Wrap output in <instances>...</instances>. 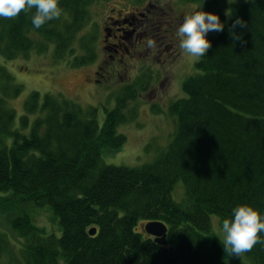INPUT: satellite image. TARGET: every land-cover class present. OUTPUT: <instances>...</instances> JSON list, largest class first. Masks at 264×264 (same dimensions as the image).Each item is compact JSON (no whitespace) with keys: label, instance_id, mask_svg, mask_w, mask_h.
Instances as JSON below:
<instances>
[{"label":"trees","instance_id":"1","mask_svg":"<svg viewBox=\"0 0 264 264\" xmlns=\"http://www.w3.org/2000/svg\"><path fill=\"white\" fill-rule=\"evenodd\" d=\"M93 1L60 0L62 14L44 32L32 26L35 9L0 18V55L11 59L42 40L55 45L58 60L85 64L95 56L96 35L78 47L74 41ZM229 11L227 20L218 13L224 31L208 38L212 46L183 83L185 96L170 105L173 139L155 161L136 168L102 164V154L119 150L126 138L116 133L127 121L119 110H106L100 124L93 109L33 92L13 128L16 113L4 102L22 89L0 64V136L10 139L0 143V208L19 242L6 264H245L224 251L211 218H229L240 204L264 213V0ZM237 17L244 21L235 29L239 40L230 35ZM79 49L87 53L79 57ZM134 96L135 90L124 95ZM178 182L182 202L172 196ZM24 205L49 207L58 232L35 226ZM149 221L167 225L168 246L137 230ZM259 235L243 254L248 264H264Z\"/></svg>","mask_w":264,"mask_h":264},{"label":"rangeland","instance_id":"2","mask_svg":"<svg viewBox=\"0 0 264 264\" xmlns=\"http://www.w3.org/2000/svg\"><path fill=\"white\" fill-rule=\"evenodd\" d=\"M105 1L96 0L91 3L88 8L87 21L85 19L83 22L84 28L74 41L76 42L75 46L78 47L79 42L83 44L92 39L91 33L94 30H101L99 43H97V48L94 49L97 56H91L93 59L83 64L82 67L70 64L73 61L72 58L66 61L55 58V45L47 46L51 43L42 40L34 42L32 50L26 53H18L10 61L5 60L0 55V63L7 68L12 77L13 87L19 85L22 89L18 95H10L6 98L4 106L15 111L13 128L17 129L19 128L20 118L25 113L24 102L35 91L41 95L48 93L61 95L72 101L82 111L95 110L100 124L103 122L106 110L108 113L119 110L118 112L126 115L127 121L117 127L116 133L122 134L126 138L119 150L102 154V164L136 168L155 161L173 139L177 129V117L170 113V105L185 96L182 92V85L196 72L195 65L197 62L193 63L179 48V41L175 34L183 15L193 9L203 7L205 11H212L217 14L225 13L227 20L230 17L229 8L233 4L250 3L253 0H150L153 5L163 8L160 13L165 18H169L164 12L168 10L167 12L173 13V18L177 20L172 26L173 31L169 33V41L173 42L172 48L176 54L174 58L169 59L168 57L166 58V60L169 59L167 62H162L157 58L158 53L156 51L154 53L153 49H149L142 58L138 56L135 60L124 59L123 68L119 69L118 74L110 70L108 76L101 73L102 77H96L94 71L102 57L99 55L102 52V29L101 27L98 28L97 22L99 21L102 24L100 18L106 15V12L108 13V9L105 11L104 5L101 6V3H105ZM110 2L111 7L116 6L118 8L122 6L125 8L129 3L137 6L143 4V2L137 0H110ZM124 2L126 4L122 5ZM171 9H173V12ZM113 15H116V13ZM48 23L39 28V31L44 32ZM217 33H208V38L215 36ZM44 47H48L47 50H42ZM86 53L87 51L78 50L79 57ZM143 58L149 61L152 66L147 65L146 69L141 68L145 65ZM158 74H161V86L157 80L158 84L155 83L153 90L149 93L145 91L140 96V88H142L140 86L143 81L156 79ZM95 78L99 80L98 84L90 82ZM128 90H135L136 96L133 100L124 97ZM160 92H164V94L159 95ZM122 101L126 102L124 106L121 105ZM35 118L36 115L30 116V123ZM1 142L10 144V139L0 136ZM172 196L176 202L184 200L185 189L182 182H178L174 187ZM21 208L28 209L35 226L43 228L47 232H58L57 221L49 207L38 208L24 205ZM219 223L218 218H211V231L222 241L223 235L219 231ZM9 226L11 225L6 218V211L0 208V232H6L5 234H7V237L0 241L3 243L0 244V264H6L11 254L18 255L19 242L16 240L17 235L11 231ZM138 230L144 233L140 225ZM5 240H7V245L4 244ZM13 242L16 243L8 246ZM238 258L241 262L244 261L245 264H248V259L244 255Z\"/></svg>","mask_w":264,"mask_h":264},{"label":"clouds","instance_id":"3","mask_svg":"<svg viewBox=\"0 0 264 264\" xmlns=\"http://www.w3.org/2000/svg\"><path fill=\"white\" fill-rule=\"evenodd\" d=\"M31 9H35L31 23L36 29L62 14L60 0H0V18H15L22 11ZM237 26H244L239 17L230 29L235 40L241 39L235 32ZM224 28L225 22L221 21L219 14L202 7L185 13L175 34L179 48L195 63L205 57L212 46L208 33L222 32ZM218 227L223 235L224 251L240 257L260 242L259 234L264 233V213L252 204H240L232 208L230 217L222 219Z\"/></svg>","mask_w":264,"mask_h":264},{"label":"flooded vegetation","instance_id":"4","mask_svg":"<svg viewBox=\"0 0 264 264\" xmlns=\"http://www.w3.org/2000/svg\"><path fill=\"white\" fill-rule=\"evenodd\" d=\"M161 10L163 8L153 5L150 0H146L140 6H125L124 9L109 7L108 14L101 19L103 56L94 71L96 77H102L101 73L108 76L110 70L118 74L119 69L123 68L124 59L135 60L138 56L142 58L149 49H153L154 53L156 51L157 58L162 62L174 58L176 54L172 48L173 42L169 41V33L173 31L172 26L177 20L173 18V13L167 12L168 10L164 12L169 18H165L161 15ZM171 10L173 12V9ZM114 13L116 15H113ZM168 57L169 59L166 60ZM143 60L145 65L141 68H147V65L152 66L149 61L144 58ZM157 80L160 84L161 74H158L156 79L149 81L148 93L155 88V83L158 84ZM93 81L99 82L97 78ZM162 94L164 92H160L159 95Z\"/></svg>","mask_w":264,"mask_h":264},{"label":"water","instance_id":"5","mask_svg":"<svg viewBox=\"0 0 264 264\" xmlns=\"http://www.w3.org/2000/svg\"><path fill=\"white\" fill-rule=\"evenodd\" d=\"M145 231L156 237L155 241L159 244V245H166L167 241H166V231L167 228L164 224L160 223V222H150L147 223L145 226ZM96 233L95 229H92L90 231L91 235H94Z\"/></svg>","mask_w":264,"mask_h":264}]
</instances>
